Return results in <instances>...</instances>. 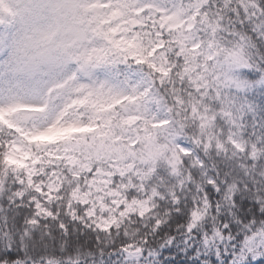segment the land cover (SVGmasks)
I'll list each match as a JSON object with an SVG mask.
<instances>
[{
	"label": "snow or ice",
	"instance_id": "1",
	"mask_svg": "<svg viewBox=\"0 0 264 264\" xmlns=\"http://www.w3.org/2000/svg\"><path fill=\"white\" fill-rule=\"evenodd\" d=\"M0 264H264V0H0Z\"/></svg>",
	"mask_w": 264,
	"mask_h": 264
}]
</instances>
